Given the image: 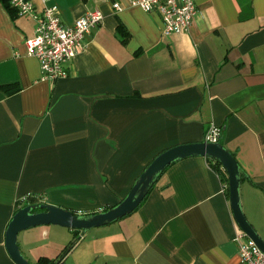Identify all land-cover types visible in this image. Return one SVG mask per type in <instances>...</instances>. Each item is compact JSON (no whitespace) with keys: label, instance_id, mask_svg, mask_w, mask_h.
Listing matches in <instances>:
<instances>
[{"label":"crops","instance_id":"crops-1","mask_svg":"<svg viewBox=\"0 0 264 264\" xmlns=\"http://www.w3.org/2000/svg\"><path fill=\"white\" fill-rule=\"evenodd\" d=\"M7 1L0 0V264H16L6 232L20 209L108 211L158 155L205 142L212 124L240 165L243 210L264 239V0H196L199 14L180 34L166 33L158 14L131 0H35L39 12L57 6L67 26L88 11L104 15L69 77L54 82L42 79L39 61L28 55L35 20ZM226 179L209 158L181 159L119 221L86 233L36 227L19 234V246L31 264L42 257L241 264Z\"/></svg>","mask_w":264,"mask_h":264},{"label":"built area","instance_id":"built-area-1","mask_svg":"<svg viewBox=\"0 0 264 264\" xmlns=\"http://www.w3.org/2000/svg\"><path fill=\"white\" fill-rule=\"evenodd\" d=\"M8 1L20 16L35 20V35L25 44L28 55L39 61L42 79L50 82L69 77L70 63L83 48L86 37L104 20L101 11H88L73 26H67L61 21L57 6H47L39 12L35 0ZM131 4L146 13L158 14L168 34L188 33L199 14L196 0H131ZM114 7L116 11L122 9L118 3ZM221 136V129L212 124L205 142L219 143ZM236 241L241 264H264V252L242 230ZM53 264H64V261L61 259Z\"/></svg>","mask_w":264,"mask_h":264},{"label":"water","instance_id":"water-1","mask_svg":"<svg viewBox=\"0 0 264 264\" xmlns=\"http://www.w3.org/2000/svg\"><path fill=\"white\" fill-rule=\"evenodd\" d=\"M190 157H206L218 161L229 176L230 202L234 218L239 228L264 252V239L247 219L241 201L242 174L237 159L219 143H193L173 147L160 155L145 169L128 196L117 206L94 215H78L72 211L53 205H28L20 209L8 225L6 248L16 264H31L23 255L19 234L41 226H60L83 233L97 227L106 226L132 214L137 210L162 173L178 160Z\"/></svg>","mask_w":264,"mask_h":264},{"label":"trees","instance_id":"trees-1","mask_svg":"<svg viewBox=\"0 0 264 264\" xmlns=\"http://www.w3.org/2000/svg\"><path fill=\"white\" fill-rule=\"evenodd\" d=\"M7 3H8V1H7ZM8 7H11L9 4H8ZM12 8V7H11ZM120 31L123 33V34H126L125 33V31L122 29V28H120ZM2 89H5L6 91H10L11 90V88H10V86H3L2 87ZM14 91H17V90H15L14 89ZM209 161L210 162H214V167L216 168V169H218V170H223V171H225L226 172V174H227V182L229 183V176H228V173H227V171L225 170V168L221 165V163L220 162H218V161H215V160H213V159H210L209 158ZM75 232H80V231H78V230H74ZM75 245H76V242H74V243H71L64 251H63V255L62 256H66L69 252H71L72 250H73V248L75 247ZM54 262H48L47 261V259L46 258H44V257H42V258H40L39 259V261H38V263L37 264H53Z\"/></svg>","mask_w":264,"mask_h":264},{"label":"rangeland","instance_id":"rangeland-1","mask_svg":"<svg viewBox=\"0 0 264 264\" xmlns=\"http://www.w3.org/2000/svg\"><path fill=\"white\" fill-rule=\"evenodd\" d=\"M44 227V226H43ZM45 227H50V226H45Z\"/></svg>","mask_w":264,"mask_h":264}]
</instances>
